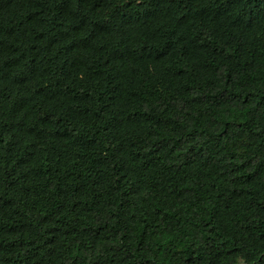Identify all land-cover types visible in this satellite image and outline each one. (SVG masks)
Returning a JSON list of instances; mask_svg holds the SVG:
<instances>
[{"label":"trees","instance_id":"16d2710c","mask_svg":"<svg viewBox=\"0 0 264 264\" xmlns=\"http://www.w3.org/2000/svg\"><path fill=\"white\" fill-rule=\"evenodd\" d=\"M0 264H264V0H0Z\"/></svg>","mask_w":264,"mask_h":264}]
</instances>
